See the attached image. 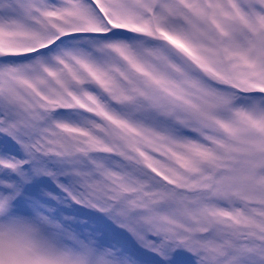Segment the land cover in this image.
<instances>
[{"label":"snow or ice","instance_id":"1","mask_svg":"<svg viewBox=\"0 0 264 264\" xmlns=\"http://www.w3.org/2000/svg\"><path fill=\"white\" fill-rule=\"evenodd\" d=\"M0 264H264V0H0Z\"/></svg>","mask_w":264,"mask_h":264}]
</instances>
